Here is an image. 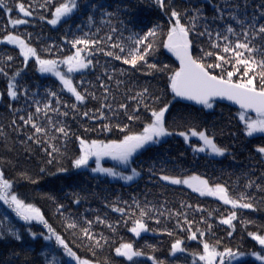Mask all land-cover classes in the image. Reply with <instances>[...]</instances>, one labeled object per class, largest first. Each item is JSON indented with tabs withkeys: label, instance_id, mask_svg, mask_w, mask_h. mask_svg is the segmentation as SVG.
<instances>
[{
	"label": "snow or ice",
	"instance_id": "6c2138e0",
	"mask_svg": "<svg viewBox=\"0 0 264 264\" xmlns=\"http://www.w3.org/2000/svg\"><path fill=\"white\" fill-rule=\"evenodd\" d=\"M257 216L264 0H0V264H264Z\"/></svg>",
	"mask_w": 264,
	"mask_h": 264
},
{
	"label": "trees",
	"instance_id": "16d2710c",
	"mask_svg": "<svg viewBox=\"0 0 264 264\" xmlns=\"http://www.w3.org/2000/svg\"><path fill=\"white\" fill-rule=\"evenodd\" d=\"M54 35V33H53ZM170 56V54H169ZM174 59V58H172ZM31 75V74H30ZM39 77V74H36L35 76H31L32 79H37ZM79 77H77L78 79ZM226 105V104H225ZM225 105H221L220 107H218L216 109V115L219 116L220 115V110L221 108L225 107ZM196 108H199V106H196ZM233 111L235 110L234 108L232 109ZM194 114H195V111H194ZM227 114V109L225 108V115ZM206 119L208 120H213L214 117L213 116H208L206 117ZM169 144L172 145V150L173 152H175L176 150H179L181 149L182 147H184L182 145V142H177L175 140H172V141H169ZM225 163H227V161H225ZM212 165L209 164L207 165V170L209 172H212ZM215 167L218 169L220 168V165L219 164H216ZM201 171H204L205 168H204V165H203V162H202V166L200 168ZM93 183V186H95V181L92 182ZM60 184L61 182L60 181H52L50 182V184L46 187V188H42V189H39V190H33L31 188H28V187H25V186H22L20 188V191L25 193V194H28V195H35V193L37 191H47L49 189H53V190H58L60 188ZM123 185V182H115L113 181L110 185L107 184L106 182L102 183L101 184V187H108L110 188L111 190H115V191H119L121 192L125 198H127V196L129 194H131L132 192L134 191H143L144 188H145V184L143 181H141L139 183L138 186H133V187H127V186H124L122 187ZM170 195V198L172 196V193L170 192L169 193ZM151 198V197H150ZM177 198H179V196H177ZM188 198L192 199L193 201H195L197 199V196L195 194H191ZM38 199V202H40L41 204H43L45 207H47L46 205V202L42 201V200H39V198L37 197ZM201 201L206 205V206H211V207H216L217 206V202L214 201V198H200ZM93 206H96V205H93ZM245 215H250L249 213H245ZM257 219H264V217H255ZM122 235H126V237L128 238H131V234H128L126 232H121ZM217 235L218 236H224V230L223 228H218L217 229ZM145 239H148L150 242H156L157 239H161L160 237H153L152 234H148L147 236H145ZM143 240H140L139 243L143 244ZM225 242L226 243H231L233 245H236L238 243H243L244 247L245 248H254V247H258V245L255 244L254 241L251 240V238L247 237L246 234L244 232H242L239 228L237 230V232L234 233V236L231 240H229L227 237H225ZM195 243L193 242L192 243V247H195ZM242 260H254V258H251V257H245V258H242ZM255 264H259V262H255Z\"/></svg>",
	"mask_w": 264,
	"mask_h": 264
},
{
	"label": "water",
	"instance_id": "95a60500",
	"mask_svg": "<svg viewBox=\"0 0 264 264\" xmlns=\"http://www.w3.org/2000/svg\"><path fill=\"white\" fill-rule=\"evenodd\" d=\"M185 103H190V102H185ZM225 104H227V102H225Z\"/></svg>",
	"mask_w": 264,
	"mask_h": 264
}]
</instances>
